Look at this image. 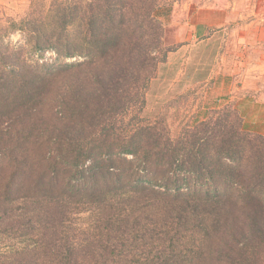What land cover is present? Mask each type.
<instances>
[{"label": "trees", "instance_id": "16d2710c", "mask_svg": "<svg viewBox=\"0 0 264 264\" xmlns=\"http://www.w3.org/2000/svg\"><path fill=\"white\" fill-rule=\"evenodd\" d=\"M150 1L52 3L38 59L0 51V240L21 243L0 264H264V136L231 110L123 126L156 76Z\"/></svg>", "mask_w": 264, "mask_h": 264}, {"label": "rangeland", "instance_id": "374dc122", "mask_svg": "<svg viewBox=\"0 0 264 264\" xmlns=\"http://www.w3.org/2000/svg\"><path fill=\"white\" fill-rule=\"evenodd\" d=\"M79 1L0 0V51L2 52L5 45L10 50L21 47L23 50L20 55L25 56L26 61L31 63L38 59L31 54L29 55V52L27 53L26 30L41 29L52 3L78 5ZM113 1L128 3L135 0ZM200 1L203 0L150 1V3L153 2L154 17L162 25V34L160 33L161 51L153 53L154 56L158 57L159 62L156 76L152 79L149 90L145 94V106L141 112H138L135 107L129 109L124 118V127L131 128L153 124L156 127L167 128L169 135L175 136L182 130V127L189 128L204 122L213 112L231 110L235 111L240 118L242 129L252 133L247 122L250 120V116H241L239 111L241 108L238 107L242 102L248 109L244 108L245 111H250V99L242 100L243 96L247 97L248 94L242 90L239 92V89L244 82H246V86H250L247 83L250 82L251 77L264 76V60L258 65L259 60L262 59V54L255 52L254 56L251 55L250 62V51L239 45H244V43L237 44L235 41L227 44L229 37L232 41L234 39L227 31H223V28L213 30L217 33L210 35V39L203 42H200L202 40H196L192 43L179 41V39L182 40V37L179 36L182 27L185 25L184 27L189 28L188 26L192 22V8L197 7ZM204 1L206 4L208 0ZM235 1L240 0H232V4H235ZM225 5L219 8L224 10ZM242 7L247 11V5L244 4H239V11ZM261 7H263V10H260L261 15L264 18V5ZM253 9L257 11L258 7L254 5ZM248 12L247 19H240L243 23L236 20L225 29L229 30V28L241 24H244L243 26H246V23L250 24L252 22L250 21V9ZM15 25L16 27H14ZM26 25L29 28L25 29ZM185 30L187 33L188 29ZM259 44H264V41L259 42ZM221 56L224 65L219 58ZM43 57L44 59L40 60H46L49 63L54 58L51 51L45 52ZM228 73H234L235 76H230ZM230 84L235 85V91L226 95V89ZM237 91L238 95L235 94ZM231 116L233 118V115ZM244 123L245 126L243 127ZM129 130L126 129L127 132ZM80 221L85 222L86 218H82ZM20 246L21 243L18 242L0 240V254Z\"/></svg>", "mask_w": 264, "mask_h": 264}, {"label": "crops", "instance_id": "0c3cea01", "mask_svg": "<svg viewBox=\"0 0 264 264\" xmlns=\"http://www.w3.org/2000/svg\"><path fill=\"white\" fill-rule=\"evenodd\" d=\"M204 3V0L200 1L197 4V7L195 6L192 8V22L191 24H189V28L184 27L185 25L182 27V31H180L179 35L182 37V40L179 39V41L183 43H187V41H189V43H192L196 40H202L200 42H203L204 40H209L210 35L217 33L213 30L223 28V31H227V33H229V35H231L234 39V41H232L231 37H229L227 40V44H231L235 41H237V44L244 43V45H239L243 46V48H247V50L250 51V62L252 59L251 55L254 56L255 52H258L262 54V59L259 60L258 65L263 63L264 44H259V42L264 41V18L262 17L263 15H261L260 11L263 10V7H261V5H264V0H240L238 2L235 1V4H232V0H208L206 4ZM224 4H226V8L224 10H221L219 7H222ZM239 4L247 5V11H245V8L243 7L239 11ZM252 5L253 7L254 5H256L258 7V10L256 11L255 9H253V7L251 8ZM249 9L250 21H252L250 22V24L246 23V26H243L244 24H241L239 26L229 28V30L225 29L228 27V25H231V23H234L236 20L240 21V23H243L240 19H247ZM185 29H188L187 33ZM219 58L221 60V63L224 65V62H222L223 57L221 56ZM228 75L233 77L235 76L234 73H228ZM247 79L248 76L245 80L247 81ZM247 84H249L250 86H246V82L242 83V87H240L239 92L243 91L248 94L247 97L243 96L242 100H244L245 98L250 99V111H245L244 108L247 109V107L245 104H242V102L238 106L241 108L239 111L241 112V116H250V120L247 121L248 126L250 127V132L259 135L261 134L262 136H264V76L255 78L251 77L250 82H248ZM234 91L235 85L230 84V86L226 89L225 94L228 95L230 92ZM235 94L238 95V91ZM244 126L245 123L243 127Z\"/></svg>", "mask_w": 264, "mask_h": 264}]
</instances>
